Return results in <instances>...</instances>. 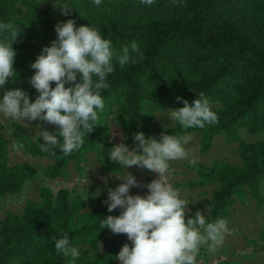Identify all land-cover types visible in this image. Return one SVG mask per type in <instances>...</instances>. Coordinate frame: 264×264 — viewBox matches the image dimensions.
I'll use <instances>...</instances> for the list:
<instances>
[{
    "label": "trees",
    "instance_id": "16d2710c",
    "mask_svg": "<svg viewBox=\"0 0 264 264\" xmlns=\"http://www.w3.org/2000/svg\"><path fill=\"white\" fill-rule=\"evenodd\" d=\"M61 5L72 8L69 15L62 14ZM68 19L77 26L91 23L117 48L136 40L143 58L123 69L117 65L108 77L109 87L101 92L104 109L78 151L65 156L57 146L51 156L41 151L40 135L33 137L17 122L10 138L0 130V211L5 199L20 195L37 176L28 161L11 163L16 145L23 144L15 149L24 156L51 160L45 176L55 180L67 178L71 164L83 167L90 153L105 171L119 172L120 166L107 157L117 136L135 150L133 133L141 131L156 139L164 132H197L202 152L210 151L217 137L238 144L240 165L189 164L201 174L202 185L219 184L206 200L208 221L220 217L230 222L238 200L263 202L264 138L251 142L242 134L264 136V0H155L152 6L140 0H102L100 6L92 0H0V22L21 32L13 45L17 78L6 88H23L34 102L38 93L29 83L35 71L30 64L56 39L55 25ZM200 93L220 104L214 109L217 124L153 128L159 110L183 107L177 97L191 103ZM38 125L57 129L39 120ZM109 189L88 201L66 187L43 186L38 201L29 200L22 213L7 211L0 219V264H69L71 258L58 255L52 239L62 234L80 252L76 264H120L114 257L123 239L119 244L107 227H100L104 216L117 213L104 203Z\"/></svg>",
    "mask_w": 264,
    "mask_h": 264
},
{
    "label": "clouds",
    "instance_id": "9594fccd",
    "mask_svg": "<svg viewBox=\"0 0 264 264\" xmlns=\"http://www.w3.org/2000/svg\"><path fill=\"white\" fill-rule=\"evenodd\" d=\"M173 2L179 3V0ZM92 3L100 6L102 0H92ZM140 3L152 6L155 0H140ZM57 7L64 9L65 16L72 9L66 5ZM55 32L56 39L50 46H43L30 64L35 71L29 83L38 93L33 102L23 88L5 87L9 80L14 82L17 78L13 80L17 73L14 69L17 52L13 45L21 32L11 23L0 22V114L24 123L39 120L43 125L57 126L55 131L40 132L39 147L54 156L58 146L68 156L82 147L85 132L93 131L98 113L104 109L101 92L109 87L108 77L116 66L123 69L142 59L143 53L136 40L117 48L110 37L103 38L91 23L77 26L74 19H68L58 22ZM177 100L183 107L169 110L167 116L181 129L218 123V115L204 93L191 103L182 97ZM191 139L186 131L183 134L164 132L159 139L146 137L141 131L133 133L135 150H130L125 143L111 148L107 157L127 175L117 174L123 182L115 189L110 188L104 201L109 212L119 208L120 214L104 216L100 227H107L113 234H126L131 242L125 243L114 257L120 264H196L201 245L214 250L222 244L228 220L218 217L208 221L201 211L189 217L186 211L189 202L164 179L171 161L188 157L186 145ZM15 147L23 148V144ZM132 166L158 173V178L143 185L126 171ZM132 187H146L148 194H131ZM52 239L56 253L70 257L69 264H76L80 252L70 243L68 235Z\"/></svg>",
    "mask_w": 264,
    "mask_h": 264
},
{
    "label": "rangeland",
    "instance_id": "374dc122",
    "mask_svg": "<svg viewBox=\"0 0 264 264\" xmlns=\"http://www.w3.org/2000/svg\"><path fill=\"white\" fill-rule=\"evenodd\" d=\"M218 105L220 104L210 103L213 110ZM171 109L165 108L155 114L153 128L155 125L162 129L179 126L177 123H172L167 116V112ZM14 122L22 124L33 137L40 135L43 130L38 125V120L25 121L24 123L22 120H13L0 114V130L9 138L13 132ZM50 131H55V129ZM189 135L192 139L186 145V150L189 152L188 157L183 160L171 161L169 171L164 179L178 189L189 202L186 211L187 215L191 217L195 216L197 211H201L203 214L208 212L209 208L206 200L219 184L209 182L202 185L200 182L201 174L191 168L189 164H202L207 167L216 162L240 165L241 159L238 155V144L227 145L222 137H217L210 151L202 152L200 149L201 135L197 132H192ZM242 136L244 140L251 142L264 138L263 135L251 136L246 132H243ZM116 139L118 143H125L130 150H134L132 145L120 135ZM193 160H195V163H192ZM21 161H28L37 170V176L27 183L20 195L8 197L4 200L0 211V219L4 217L7 211L15 214L22 213L29 200L38 201L41 189L46 184L52 187H66L71 191L72 196H81L89 201L96 198V193H100L103 189H115L122 183L123 180L117 174L127 175L121 169L117 173L105 171L94 153L88 155L83 167L71 164L68 177L55 180L47 179L45 176V170L52 162L51 160L24 156L14 147L11 153V163ZM126 171L132 173L143 185L150 183L159 175L138 166H132ZM130 193L147 195L148 189L146 187H132ZM116 210V215H119L120 209ZM113 238L119 244H131L126 234H113ZM122 239L124 242H122ZM196 255V264H264V199L261 203L251 197L238 200L232 209V218L222 244L214 250H209L206 245H201Z\"/></svg>",
    "mask_w": 264,
    "mask_h": 264
}]
</instances>
